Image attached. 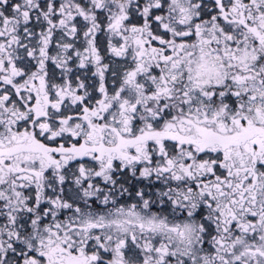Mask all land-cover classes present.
Segmentation results:
<instances>
[{
    "label": "snow or ice",
    "instance_id": "6c2138e0",
    "mask_svg": "<svg viewBox=\"0 0 264 264\" xmlns=\"http://www.w3.org/2000/svg\"><path fill=\"white\" fill-rule=\"evenodd\" d=\"M0 264H264V0H0Z\"/></svg>",
    "mask_w": 264,
    "mask_h": 264
}]
</instances>
